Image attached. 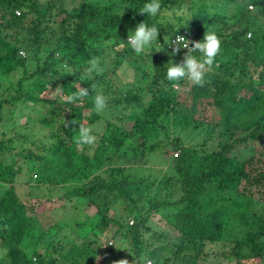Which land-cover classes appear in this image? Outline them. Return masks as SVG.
Wrapping results in <instances>:
<instances>
[{
    "label": "trees",
    "instance_id": "1",
    "mask_svg": "<svg viewBox=\"0 0 264 264\" xmlns=\"http://www.w3.org/2000/svg\"><path fill=\"white\" fill-rule=\"evenodd\" d=\"M57 1L0 0V75L7 78L0 86V264H145V257L152 264H264V0H159L156 17L139 14L150 0ZM167 12L172 21L161 20ZM141 22L159 32L138 55L126 40ZM213 31L220 51L203 87L181 79L174 88L167 64L180 63L187 49L172 55L169 40L186 32L201 42ZM93 58L102 71H87ZM79 86L89 95L66 102ZM99 92L107 97L105 119L94 114ZM19 106L38 116L23 115L25 130L50 128L52 143L25 132L11 145ZM79 126L97 139L78 151ZM161 144L176 155L155 185L128 174ZM11 149L26 151L24 162L38 169L29 181L73 186L20 200L14 179L22 170L13 158L1 161ZM90 206L87 218L81 211ZM67 208L81 216L74 220L81 243L61 238L48 241V253L35 250ZM154 216L173 242L160 243Z\"/></svg>",
    "mask_w": 264,
    "mask_h": 264
},
{
    "label": "rangeland",
    "instance_id": "2",
    "mask_svg": "<svg viewBox=\"0 0 264 264\" xmlns=\"http://www.w3.org/2000/svg\"><path fill=\"white\" fill-rule=\"evenodd\" d=\"M55 1V3H58L57 0H53ZM69 0H67L68 2ZM73 4H76L78 0H72ZM86 2H96V0H85ZM218 1H222V0H218ZM160 16H162V21H166V20H170L174 18L173 16L169 17L168 16V12L167 13H163ZM188 16V15H187ZM148 49V48H147ZM20 56H22V51L19 53ZM24 54V53H23ZM25 56V54H24ZM32 61L27 62L26 63V69L28 71H31L30 68L32 67ZM124 73H125V77L130 74V69H123ZM20 74V71H17L14 75H12V78H10V80H14L15 78L18 77V75ZM7 85V78L3 77L0 75V86L1 88ZM1 96H4L3 93H1ZM24 108V109H23ZM19 110V113L18 111ZM27 110V109H26ZM25 107H17L16 111H15V115L17 119H14V123H13V131H15V135H8L9 140L11 141V145L16 147L18 145L19 139L21 138L20 136L25 135V132H28L30 134H35L36 136L40 135V137H42V135H44L45 138H38L40 139V141L42 142H46V143H52L54 140H52L49 136V134L51 133V129L50 128H39V126L37 124H35L33 127H31L30 129L25 130V119H24V114L26 113ZM20 114V115H19ZM28 116H30V119L32 120H36L37 119V114L36 112H27L26 113ZM94 114L101 117V118H107L108 117V113L105 112L104 110L102 112H97L94 109ZM124 128L126 130H129L130 132V122L126 121V123L124 124ZM1 131V128H0ZM128 132V133H129ZM130 134V133H129ZM48 135V136H47ZM49 137V138H47ZM5 139V138H4ZM77 150H80V147H77ZM14 149H11L9 151L10 155L5 154V156H2L1 161L4 162L5 164H8L10 162V159L13 158V160L15 161V165L16 166H20V169L22 170L21 173H19V175H17L14 179V183H15V192L17 197L20 200H27L28 197L30 195H40V196H48V194L50 196H53L56 194L57 190H60L61 192H65L66 190H70L69 188L71 186H73V182L71 180H66L63 183H60L59 186L57 187H52V188H47L48 185L47 183H40V184H35V182H33L32 180L29 181V177H32L36 174V176H38L37 171L38 169L36 168V166H32L30 164H28V162H24L26 160L27 157V152L23 151L20 153V156H15L14 153ZM174 153L173 150H171L170 148H168V145H163L161 144V146L158 149H155L154 152H151L147 155H145V160L144 159H140L137 160L138 163H136L133 168H131L130 172L128 174L135 176V177H147L149 178L148 181L152 182L153 185H155L156 183V178H159L162 174V172L165 170H169V168L166 170V159L168 157H173L172 154ZM128 155V156H127ZM131 152L129 154H126V159L128 157H131ZM26 163V165H25ZM29 167L26 168V167ZM41 167V166H40ZM38 186V187H36ZM2 191V186L0 185V192ZM114 211L116 210V206L114 207ZM94 208L93 207H89L87 209H82V215L87 216V218H89L90 216H92V214L94 213ZM113 211V210H110ZM78 211H75L74 209L71 208H67L62 214H61V220L58 223V225H62V228H59L57 223L52 225V228H50V235H52L51 237L46 238L45 240H43L40 245H37L36 247L33 246V248L35 250H39L41 252H50V250L45 251L44 247L47 245L48 241H50L53 245H55V241L60 239L62 240L61 242H65L68 240H72L73 243L75 244H79L81 243V239L76 237L75 234L78 233V230L74 227V220L77 217H81L79 215V213H77ZM112 215L111 212H108V216ZM94 221V219L90 220L88 222L87 225H91L92 222ZM151 222L156 226V231L157 233H163L165 236V239H161V242H165L167 243L169 242H173L174 238H173V233L167 228V226H165L164 222L162 220L159 219L158 216H154L151 220ZM130 223V222H129ZM104 242L109 241L110 239L109 237L106 235L104 236ZM64 239V240H63ZM25 242V239H24ZM29 242V244L31 243V241H27ZM157 245H159V243H156ZM31 245V244H30ZM123 246V244H121ZM104 246V245H103ZM24 249L25 245L20 246V248ZM9 248V246H8ZM102 248H100L98 250V252H101ZM24 252L28 253V246L23 250ZM208 263L210 264H214V263H222L220 261H214V260H210L208 261ZM146 264V263H145Z\"/></svg>",
    "mask_w": 264,
    "mask_h": 264
},
{
    "label": "clouds",
    "instance_id": "3",
    "mask_svg": "<svg viewBox=\"0 0 264 264\" xmlns=\"http://www.w3.org/2000/svg\"><path fill=\"white\" fill-rule=\"evenodd\" d=\"M249 7H252L251 5ZM161 12V4L159 0H150L141 8L139 14L149 15L156 17ZM168 16L171 17L172 13L168 12ZM178 30V29H177ZM159 29L155 24L148 26L145 22L139 23L134 31H129L127 36V44L136 53L141 54L147 48H150L153 42H157ZM174 45L172 48V55H175L181 48L187 49L186 54L180 63H173L171 60L167 64L166 78L169 81L174 82L173 87L179 88V81L181 79H187L192 84L203 87L205 81L203 79L207 69H210L213 65L214 58L220 51V40L218 39L215 32H205L203 40L201 42H192L186 40L183 36L176 35L175 39H170L169 42ZM169 44V43H168ZM189 44L192 47L189 48ZM182 45V46H181ZM194 52L202 54L201 58L198 59L193 55ZM90 67L87 69L89 73L95 71H102L99 68V61L93 58L90 62ZM58 87L56 90H59ZM89 95V90L79 86V91L72 93L64 97L66 102H74L76 100H82L84 97ZM107 97L99 92L93 99L94 109L97 112H102L106 108ZM74 123V121H72ZM65 127L67 125L65 124ZM93 129L91 127L79 126L77 136L74 142L78 147L84 145H93L96 142L97 137L92 134ZM146 264H152L150 259L145 257ZM122 264H127V261H121Z\"/></svg>",
    "mask_w": 264,
    "mask_h": 264
},
{
    "label": "built area",
    "instance_id": "4",
    "mask_svg": "<svg viewBox=\"0 0 264 264\" xmlns=\"http://www.w3.org/2000/svg\"><path fill=\"white\" fill-rule=\"evenodd\" d=\"M248 8H250V7H248ZM176 35H178V36H183V37L186 38V36H185V35H186V32H182L181 34H176ZM176 35H175L172 39H175ZM187 37H188V38H186V40H189V41L195 42V40H191V39H190V37L188 36V34H187ZM169 44H170L169 47L172 49L174 45L172 44L171 41H170ZM181 46H182V45H181ZM189 47H192V44H189ZM182 49H183V48H182ZM175 155H176V152H174V153L172 154V156H175Z\"/></svg>",
    "mask_w": 264,
    "mask_h": 264
}]
</instances>
